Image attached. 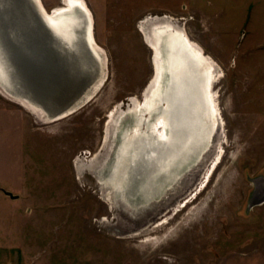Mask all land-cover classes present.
Here are the masks:
<instances>
[{
	"label": "rangeland",
	"instance_id": "rangeland-1",
	"mask_svg": "<svg viewBox=\"0 0 264 264\" xmlns=\"http://www.w3.org/2000/svg\"><path fill=\"white\" fill-rule=\"evenodd\" d=\"M42 1L48 11L63 3ZM85 1L106 75L90 101L49 121L0 90V264H264V0ZM142 25L154 45L160 32L183 30L212 57L217 76L212 148L160 198L174 166L148 203L134 201L126 186L110 193L101 167L116 148L117 163L132 160L130 134L123 150L113 146L117 121L146 118L161 83ZM47 70L36 90L51 89L68 66ZM218 150L217 170L193 197Z\"/></svg>",
	"mask_w": 264,
	"mask_h": 264
},
{
	"label": "bare ground",
	"instance_id": "bare-ground-1",
	"mask_svg": "<svg viewBox=\"0 0 264 264\" xmlns=\"http://www.w3.org/2000/svg\"><path fill=\"white\" fill-rule=\"evenodd\" d=\"M0 8L4 12L2 19L4 23L0 20V90L49 121L60 120L89 102L104 83L106 75L103 49L95 42L93 31L95 20L87 2L63 0L62 6L48 11L42 0H0ZM6 15L9 18L22 16L21 20H27L31 24L27 26L26 32L24 31L26 28L23 30V23L17 24V27H12L9 31V27L3 25L9 21ZM39 16L43 17L44 22L42 21L41 24L51 38L52 44L57 48L55 50L58 52H55L60 56L65 54L63 57L66 58L68 66L64 79L57 80L58 83L48 91L43 88L33 91L29 89L19 71L18 63L11 58L10 49L6 44V40L8 43H25L29 35H40L43 31L38 27L36 17ZM165 18L168 19L170 16ZM142 27L149 44L156 52L154 58L158 57L161 65V83L156 89L157 93H153L148 107H144L145 111H148V118L143 119L136 115L137 113L128 117L129 113L121 121H117L113 146L122 148L124 143L131 144L132 149L134 146L132 151L135 155L131 157L132 160L127 162L120 160L117 163L116 148L101 167L103 172L107 171V177L103 179L106 180L105 185L112 190L110 193L114 194L115 189L126 186L127 193L136 197V199L132 198L134 201L148 203L158 193L156 186L163 183L165 174L173 170L174 166L176 170L171 171L172 175L169 177L171 181L164 193H160V198L169 191V188L176 186L184 172L199 161L200 150L207 143L206 136L211 126H216L215 117L211 114L209 96L212 91L211 85L217 76L213 78L210 76L215 68L212 57L206 56L202 47L192 41L185 32H181V29L175 27L162 31L157 35L156 41L152 38L157 45L156 49L149 40L152 36L146 33L144 25ZM4 29L7 35H4ZM8 34L9 37L12 35V38H8ZM208 78L210 81L206 84L205 91V79ZM71 84L74 86L73 91L66 93L67 86ZM159 99L164 103L159 105L157 102ZM132 101L140 103L137 97H132ZM118 107L112 110V118L117 115ZM212 107L216 111L217 118L221 119L215 98ZM121 124L123 126L116 134ZM153 126L158 129L155 134L157 137L154 135ZM127 134L132 138L130 144L126 142ZM140 139L142 141L139 143ZM213 142L212 137L209 150ZM159 158L160 161H157ZM220 158L222 151L218 150L210 172L207 173L208 181L203 182L199 190L198 188L193 190L195 191L193 197L207 187L212 173L217 170L221 162ZM117 166L124 171L123 175L118 176ZM147 170L150 171L149 175H145ZM181 170L184 171L183 174H179ZM176 174L179 175L173 176ZM132 179L138 181L135 183ZM193 192L191 191L185 199H189ZM157 197L159 198V194L156 200ZM186 201L188 204L186 206L184 204V207H187L191 200ZM166 221L167 218L161 223L158 222L156 227L164 225Z\"/></svg>",
	"mask_w": 264,
	"mask_h": 264
},
{
	"label": "water",
	"instance_id": "water-1",
	"mask_svg": "<svg viewBox=\"0 0 264 264\" xmlns=\"http://www.w3.org/2000/svg\"><path fill=\"white\" fill-rule=\"evenodd\" d=\"M7 13V12H6ZM4 12L0 8V20L4 23L3 19ZM7 25L9 29L12 27H17V24L20 25V23H23V30L26 32L27 26L31 23H29L27 20H21L20 17L16 15V17H8ZM18 17V18H17ZM38 20V27L42 28L43 32H40V35L34 34L33 36L29 35L25 43H8L6 40V44L8 46V49H10L11 58H13L19 66V71L22 75V77L25 79V81L28 84V87L30 90H36L37 80L40 79V76L42 72H47L48 68L50 69V66L54 65H62L66 62V58L63 57L65 54H62L61 56L57 54L55 51L56 46H54L51 42V38L47 34V32L44 30L43 25L41 24L42 21L44 22V19L42 16L36 17ZM4 35H7L6 29L3 31ZM8 38H12V35L9 37V34L7 36ZM32 38V39H31ZM43 44V46H41ZM59 50V49H58ZM9 51V50H8ZM58 52V51H57ZM68 57V56H67ZM62 115V114H61ZM8 195H10L13 198H17L18 196H14L11 192H6ZM264 201V200H262Z\"/></svg>",
	"mask_w": 264,
	"mask_h": 264
},
{
	"label": "flooded vegetation",
	"instance_id": "flooded-vegetation-1",
	"mask_svg": "<svg viewBox=\"0 0 264 264\" xmlns=\"http://www.w3.org/2000/svg\"><path fill=\"white\" fill-rule=\"evenodd\" d=\"M54 9V8H53ZM94 31V30H93ZM181 32H184L183 30H181ZM94 38H95V35H94ZM95 42H96V40H95ZM96 44H97V46H100L97 42H96ZM151 48H152V46H151ZM156 49H157V47H155ZM152 50H153V56H154V49L152 48ZM158 62V61H157ZM158 65V64H157ZM154 66H155V73H154V76L152 77V79H151V81H150V83H149V85H148V87L150 86V84H151V87H150V89H148V87H147V91L149 92L151 89H152V87H153V84L155 83V81H156V77H157V73H158V68H157V66H156V64H155V62H154ZM207 74H208V71H207ZM208 81H210V79L208 78V80L207 79H205V91H206V84H208ZM204 85V84H203ZM213 88V84L211 85V89ZM211 93H213V89H212V91H211ZM164 103V102H163ZM72 114V113H71ZM146 114V118L149 116V114H148V111L145 113ZM156 129V130H155ZM217 130V128H215V126L213 125V126H211V129L209 130V132H208V134H207V143L205 144V145H203L202 147H203V149L202 150H200L201 152H200V154H199V160L204 156V153H207L208 151H209V148H210V144H211V139H212V137H213V135H214V133H215V131ZM153 131L155 132L154 133V135L155 134H157L156 133V131L158 132V129L156 128V126H153ZM210 135V136H209ZM156 137H157V135H155ZM209 147V148H208Z\"/></svg>",
	"mask_w": 264,
	"mask_h": 264
}]
</instances>
